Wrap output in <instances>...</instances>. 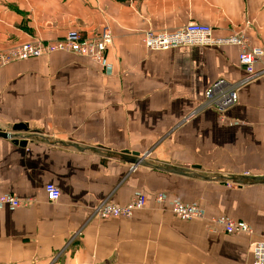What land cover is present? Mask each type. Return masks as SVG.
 <instances>
[{"label": "crops", "instance_id": "0c3cea01", "mask_svg": "<svg viewBox=\"0 0 264 264\" xmlns=\"http://www.w3.org/2000/svg\"><path fill=\"white\" fill-rule=\"evenodd\" d=\"M191 22L216 37L247 31L264 47V0H0V49L72 28L94 38L109 25L114 38L111 75L71 52L0 67V130L10 133L0 136V195L33 200L0 206V264H253L251 242L264 237V73L239 89L224 122L214 109L190 116L212 82L245 75L237 46L143 44L148 29ZM18 123L29 129L13 130ZM49 183L61 189L56 202ZM138 190L147 204L131 218L94 213ZM175 200L200 204L209 220H243L254 234L182 220Z\"/></svg>", "mask_w": 264, "mask_h": 264}, {"label": "built area", "instance_id": "2783aa9c", "mask_svg": "<svg viewBox=\"0 0 264 264\" xmlns=\"http://www.w3.org/2000/svg\"><path fill=\"white\" fill-rule=\"evenodd\" d=\"M142 41L147 50L152 52L218 45H233L239 48L238 60L245 70V75L237 81L219 78L212 82L205 91L203 103L193 113L214 109L222 122L226 120L228 110L238 104L240 100L239 89L245 86L248 81L264 73V67H259L264 59V47L254 45L247 31L244 30L229 36L216 37L213 26L210 24L191 22L174 31L148 29L143 33ZM112 45L113 34L109 25H105L99 35L94 38L84 39L78 30L69 31L67 35L59 40L44 43L35 40L9 49H0V67L37 55L42 57V55L49 56L55 52H76L97 60L108 72L112 73L113 66L107 59V54ZM232 183L236 186L243 185L242 183L228 182L229 185H233ZM45 190L50 202H56L61 196V189L55 183L47 184ZM167 198L168 195L164 192H160L156 196L158 203H164ZM32 201L30 198L19 199L13 194L0 195V206H27ZM146 204L147 194L142 190H138L128 204L120 205L106 199L96 206L94 213L101 219L131 218L137 209L143 208ZM171 210L175 216L182 220H208L215 230H220L225 234H254L251 225L243 220H237L229 216H218L209 220L206 217L205 209L196 202L184 203L175 200L172 202ZM251 247L254 257L253 264H264V237L253 240Z\"/></svg>", "mask_w": 264, "mask_h": 264}, {"label": "rangeland", "instance_id": "374dc122", "mask_svg": "<svg viewBox=\"0 0 264 264\" xmlns=\"http://www.w3.org/2000/svg\"><path fill=\"white\" fill-rule=\"evenodd\" d=\"M78 29H75V28H72V29H70V30H67L66 31V34L65 35H67L68 34V32L69 31H77ZM78 32H79V34L84 38V39H87V36H85V35H83V33L80 31V30H78ZM64 35V36H65ZM63 36V37H64ZM62 37H60V38H58V39H56V40H59V39H61ZM35 40H39V41H41V42H46V41H54V40H48V39H45V38H43L42 36H33L31 39H27V40H25V41H22V42H19L18 44H15V45H13V46H10V47H7V48H3V49H9V48H12V47H14V46H17V45H20V44H23V43H30V42H34ZM113 42H114V38H113ZM56 53V52H55ZM65 53H67V52H65ZM72 53H76V52H72ZM52 54H54V53H52ZM52 54H50V55H52ZM77 54V53H76ZM79 55H81V54H79ZM45 56H47V55H42V57H45ZM109 56V54H107V59L109 58L108 57ZM33 57H39V55H37V56H33ZM32 58V57H31ZM90 58V57H89ZM92 59V61H94V63H96L97 65H99V66H101V68H102V74L105 76V75H111L112 73L111 72H108V70H106L105 69V67L101 64V63H99L97 60H95V59H93V58H91ZM18 61H20V60H18ZM16 62V61H15ZM257 77H260V75L259 76H257ZM256 77V78H257ZM256 78H254L253 80H255ZM253 80H251V81H248L247 82V84H249L250 82H252ZM243 87V86H242ZM202 111H204V110H202ZM199 112V111H198ZM194 113V112H193ZM190 116H194V114H191Z\"/></svg>", "mask_w": 264, "mask_h": 264}, {"label": "water", "instance_id": "95a60500", "mask_svg": "<svg viewBox=\"0 0 264 264\" xmlns=\"http://www.w3.org/2000/svg\"><path fill=\"white\" fill-rule=\"evenodd\" d=\"M29 126L26 123H18L13 126V130L18 131V130H28ZM0 136L3 137H10L9 132H5L0 130ZM122 154L126 157H129L132 161L137 162L139 161L137 157H139V152L132 153L130 150H123ZM247 180H250L251 177H246Z\"/></svg>", "mask_w": 264, "mask_h": 264}, {"label": "bare ground", "instance_id": "6f19581e", "mask_svg": "<svg viewBox=\"0 0 264 264\" xmlns=\"http://www.w3.org/2000/svg\"><path fill=\"white\" fill-rule=\"evenodd\" d=\"M222 46H233V45H218V46H214V47H222ZM236 106V105H234Z\"/></svg>", "mask_w": 264, "mask_h": 264}]
</instances>
